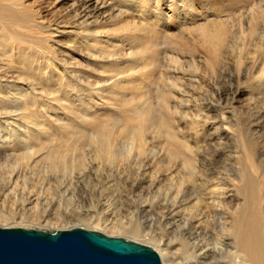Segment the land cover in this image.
<instances>
[{
  "label": "rangeland",
  "instance_id": "1",
  "mask_svg": "<svg viewBox=\"0 0 264 264\" xmlns=\"http://www.w3.org/2000/svg\"><path fill=\"white\" fill-rule=\"evenodd\" d=\"M97 1L99 5H104L101 14L95 15L97 18L93 13L94 6L84 8V0H24L28 10L38 11L37 14L33 13L35 18L32 17V21H27L25 16L5 13L4 24L0 26V211L17 221L1 223L0 227L42 231L80 227L111 237H123L153 248L158 241H163L179 259L186 260V264H194L196 256L201 253H212L218 239L219 242L223 241L224 246L219 248L220 253L210 259L208 264H235L237 259L232 254L234 250L229 242L232 241L234 213L237 204L243 203L239 201L243 197L232 185L238 184L236 174L239 172V175L243 173L248 178L252 177L248 153L256 156L255 159L258 157L255 166L261 167L259 171L263 170L264 173V95L253 87V79L257 75L255 71L264 63V0H233L234 4L226 6L221 13L208 10L217 0ZM135 20L144 27L139 37L141 41L134 39V30L127 29L125 32L119 29L121 25ZM94 25L97 27L94 39L83 40L87 42V46L79 47L76 41L86 37V28ZM147 25L157 33H153V38L148 34ZM113 30H117L119 35ZM127 31L130 34L128 36ZM204 31H207L206 35L203 34ZM219 31L223 32L226 43L221 48L222 58L217 61L213 58L208 36ZM122 32L127 34L124 36ZM147 34V41H144ZM251 56L256 59V68L253 66L252 69L250 66L245 71L243 67L249 65L247 59ZM193 60L197 69L193 67ZM209 63L216 66L213 75L209 73ZM199 80L204 83L198 82ZM125 81L127 87L124 85ZM120 85L124 89H120ZM174 90H178L180 94ZM199 106L210 108L207 116L212 120H218L226 113L231 130L228 135L224 134L220 142L212 141L210 150H203L201 144L199 150L194 148L200 154L201 165L216 155L213 162L216 168L223 175H231L227 182L229 186H221L222 182L219 180L210 182V189L218 185L220 188V191L216 189L210 195H207L210 191L197 185L193 166L195 161L191 160L190 164H186L183 159H173L166 153L168 136L157 125L147 127L144 133L150 144L148 148L154 150L152 156V153H141L136 148L130 150L132 143L134 144L131 137L139 126L135 128L132 123L131 127L127 120L137 113L151 109L155 115L171 120L173 124L182 122L184 125L185 113L192 112V115L197 116L203 113L198 112ZM174 108L178 111L175 112ZM172 115H176V118L171 117ZM94 119L98 123L95 127L91 124ZM172 119L178 121L174 122ZM246 123L253 125L251 134L247 133ZM44 129L47 130L45 136ZM86 135V143L78 141ZM53 136L61 138L62 143L66 141L63 144H68V147L76 146L70 151V157L76 162L83 160L82 166L75 168L77 172L71 167L72 171L62 166L53 167V161L46 155L48 149H42L38 153V141H49ZM89 136L102 139L110 137L109 141L115 142L112 141L121 157L114 164L108 162L103 154L97 153ZM15 138L19 141L12 142ZM30 143L36 146L32 148ZM22 146H25L23 150ZM34 150L36 154L32 153ZM30 154L32 157H29ZM204 166L209 168L207 164ZM150 179H155V182L150 183ZM142 181H145L143 186L136 189L135 184ZM72 182L75 184L70 187L69 183ZM68 187L70 191L65 196L64 192ZM60 190L63 191L60 193ZM30 193L34 198L46 201L43 202L44 211L36 206V202L29 209L22 210V203ZM178 194L182 196H175ZM174 197H189L188 202L170 218L180 224L182 229L180 225L178 229L183 231L170 225L171 228L168 224L161 226V222H158L161 214L167 213L166 209L173 205L172 201L176 200ZM212 200L219 202V206L218 203L214 205ZM100 201L110 203L102 209ZM108 204L113 208L109 209ZM142 205L151 207L147 214L136 211ZM50 206H53L51 215L48 214ZM45 211L46 214L43 213ZM215 212L221 215L215 216ZM79 214L83 215L82 219L89 220V223L94 220V224L99 220H113L115 224L116 220L119 221L124 216L129 223L135 222L132 226H140L137 228L142 235L126 234L116 228L98 229L88 222L58 226L51 223L47 226L46 222L32 223L33 221L28 220H42L44 217L52 222L62 218L73 221L79 219ZM214 217L221 223L225 222L226 226L218 222L211 224L209 219ZM144 219H153L155 223L150 224V228L148 224H144ZM118 221V224L123 223ZM189 226L194 227L193 231ZM185 232L194 234L191 236L186 233V236ZM218 241L216 242L219 243Z\"/></svg>",
  "mask_w": 264,
  "mask_h": 264
},
{
  "label": "bare ground",
  "instance_id": "2",
  "mask_svg": "<svg viewBox=\"0 0 264 264\" xmlns=\"http://www.w3.org/2000/svg\"><path fill=\"white\" fill-rule=\"evenodd\" d=\"M82 1V0H81ZM214 1V0H213ZM218 2H216V3H214L213 5H210L209 7H208V4L206 5V8L208 7V10L209 11H215V12H217V13H221L222 12V9H224L226 6H228V5H230V4H232L233 3V0H217ZM237 1V0H236ZM99 3V1H95V0H84V2H83V6H84V8H86V9H88L90 6H94V16L95 15H99V13L101 14V11H102V9H103V7H104V5L103 6H101V5H99L98 4ZM80 4V3H79ZM234 4V3H233ZM256 4V3H255ZM254 4V5H255ZM238 5V4H237ZM259 6H260V4H259ZM234 7V6H233ZM261 7V6H260ZM201 8V7H200ZM259 8V7H258ZM143 9V8H142ZM205 9V8H204ZM81 10V9H80ZM117 10V9H116ZM138 10V9H137ZM36 12V14H37V12L38 11H33V10H28L27 8H26V6H25V2H24V0H0V26H2L3 24H4V22H3V19H4V17H5V13H8V14H11V13H14V14H17V15H21V16H25L26 17V19H27V21L30 19L31 21H32V19L34 20V16H32L33 15V13H35ZM81 12V11H80ZM122 12V11H121ZM140 12V11H139ZM84 13V12H83ZM88 13V12H87ZM86 14V13H85ZM126 14V13H125ZM141 14V13H140ZM91 15H92V13H91ZM103 15V14H102ZM32 17H34V18H32ZM82 17V16H81ZM84 17V16H83ZM96 18H97V16H95ZM140 19V18H139ZM142 19V18H141ZM112 20V19H111ZM111 20H109V21H111ZM144 20V19H143ZM122 21V20H121ZM149 21V20H148ZM139 21H137L136 22V20L135 21H132L131 23H125L124 25H121L120 26V30L122 31H125V30H127V29H132V30H134V32H136V35H135V38L134 39H139V37L142 35V33H143V31H144V27L143 26H141V24H139L138 23ZM143 22V21H142ZM112 22H110V24H111ZM118 23H119V21H118ZM144 23V22H143ZM147 22H145V24H146ZM149 23H152V22H149ZM116 24V23H115ZM114 24V25H115ZM145 24H144V26H145ZM92 25V24H91ZM152 25V24H151ZM117 26V25H116ZM148 26V34H151V37H150V35H149V37L150 38H153L154 37V35H153V33L155 32V31H153L152 29H151V27L149 26V25H147ZM4 28V27H3ZM117 28V27H116ZM147 28V27H146ZM85 29V28H84ZM86 29H88V31L87 32H85L86 33V37H81L80 38V40H77L76 42H77V45L79 46V47H82V46H87V45H85L87 42H83V40H87L88 38L89 39H91V41L94 39L93 38V34H96L97 33V27L94 25V26H89L88 28H86ZM85 29V30H86ZM119 29H117L118 30V32H119ZM112 30V29H111ZM117 30L115 31V30H113V32L115 31V33H117L118 35H119V33L117 32ZM131 30V31H132ZM121 31H120V33H121ZM131 31H130V33H131ZM81 32H83V31H81ZM111 32V31H110ZM126 32V31H125ZM125 32H122L123 34H124V36H125V34H127V33H125ZM128 32V34H127V36L128 35H130L129 34V31H127ZM142 32V33H141ZM147 32V31H146ZM74 33V32H73ZM206 33H207V31H204L203 32V34L204 35H206ZM74 34H76V33H74ZM148 34L145 36V35H143V36H145V40L144 41H147L146 40V38L148 37ZM155 34V33H154ZM157 34V33H156ZM155 34V35H156ZM79 35V34H78ZM82 35V34H81ZM50 36V35H49ZM112 36V35H111ZM121 36V35H120ZM50 37H52L53 38V36L51 35ZM52 38H50V39H52ZM110 38V37H109ZM118 38V37H117ZM47 40V39H46ZM53 40V39H52ZM76 40V39H75ZM74 40V41H75ZM140 40V39H139ZM225 36H224V34H223V32L222 31H219V32H214L213 34H211V35H209L208 36V44H209V46L212 48L211 50H212V55H213V58L214 59H216L217 61H219L218 59H220V58H222V54H223V49H221L223 46H225ZM90 41V42H91ZM141 41V40H140ZM90 42H88V44H90ZM135 42V41H134ZM149 42V41H148ZM42 43V42H41ZM142 43V42H141ZM45 44V43H44ZM112 44H114V43H112ZM143 44V43H142ZM141 44V45H142ZM115 45V44H114ZM140 45V44H139ZM42 46V45H41ZM45 46H47V45H45ZM46 48V47H45ZM89 48V47H88ZM95 48V47H94ZM115 48V47H114ZM53 49V48H52ZM97 49V48H96ZM103 49V48H102ZM107 49H109V48H107ZM225 49V48H224ZM244 49V48H243ZM54 50V49H53ZM111 50H113V49H111ZM108 51V50H107ZM227 51V50H226ZM240 51H243L242 49L240 50ZM111 52V51H110ZM222 52V53H221ZM248 51L246 50V53H247ZM35 53V52H34ZM112 54H113V52H111ZM226 53V52H225ZM224 53V54H225ZM242 53V52H241ZM245 53V52H244ZM39 54V53H38ZM44 54V53H43ZM103 54H105V53H103ZM103 54H102V56H103ZM111 54V55H112ZM240 54V53H239ZM243 54V53H242ZM241 54V55H242ZM249 54V53H248ZM114 55H116V53L114 54ZM250 55V54H249ZM252 55V54H251ZM113 56V55H112ZM155 56V55H154ZM153 56V57H154ZM225 56V55H224ZM45 57V56H44ZM104 57V56H103ZM111 56H109V58H110ZM194 57V56H193ZM226 57V56H225ZM255 57V56H254ZM35 58V57H34ZM107 58V57H106ZM105 58V59H106ZM192 58V57H191ZM227 58H228V56H227ZM238 58V57H237ZM241 58V57H240ZM242 58H244V57H242ZM256 58H257V56H256ZM36 59V58H35ZM41 59V58H40ZM103 59V58H102ZM105 59H103V60H105ZM108 59V58H107ZM113 59H114V57H113ZM197 59V58H196ZM195 59V60H196ZM110 60H111V58H110ZM109 60V61H110ZM186 60V59H185ZM192 60V59H191ZM195 60H193V61H191L192 62V64H193V67L194 68H196V62H195ZM213 59H211V61H212ZM222 60V59H221ZM262 60V59H261ZM210 61V62H211ZM238 61V60H237ZM245 61V60H244ZM247 61L248 62H250V63H248L249 65H247V66H242L244 69H245V71L246 70H248L249 68H250V66H252V69H254L253 68V66H255V63H256V59L255 58H253L252 56L250 57V58H248L247 59ZM176 62V61H175ZM190 62V63H191ZM226 62V61H225ZM241 62H242V60H241ZM179 63V62H178ZM198 63V62H197ZM53 64V63H52ZM206 64V63H205ZM206 65H208V64H206ZM215 66V65H214ZM214 66L212 65V64H210L209 63V70H210V72L209 73H211L212 75L213 74H215V69H214ZM241 67V68H242ZM258 67V66H257ZM53 68H54V65H53ZM199 68H201V67H199ZM215 68H216V66H215ZM255 68H256V66H255ZM197 69V68H196ZM176 70V69H175ZM194 70V69H193ZM170 71V70H169ZM198 71V70H197ZM207 71H208V69H207ZM253 71V70H252ZM256 72V74L257 75H255L256 76V78L255 79H253L254 80V85H253V87L255 86V89H256V91L258 92V93H261L262 95H264V63L263 64H261L258 68H257V70L255 71ZM251 73V72H250ZM194 74H196V73H194ZM206 75V74H205ZM204 75V76H205ZM254 75V74H253ZM122 76V75H121ZM128 77H129V75H127ZM126 76V77H127ZM199 76V75H198ZM203 76V77H204ZM242 76V75H241ZM241 76H239V77H241ZM116 77V76H115ZM122 77H124V76H122ZM195 77H197L196 75H195ZM183 78V77H182ZM208 78H209V76H208ZM118 79V78H117ZM116 79V80H117ZM125 79V78H124ZM194 79V78H193ZM192 79V80H193ZM203 79V78H202ZM242 79V78H241ZM115 80V81H116ZM119 80V79H118ZM248 80V79H247ZM251 80V79H250ZM115 81H113L114 83H115ZM202 81V80H201ZM200 80L198 81V82H201ZM110 82V81H109ZM123 82V81H122ZM161 82H162V79H161ZM235 82V81H234ZM141 83V82H140ZM197 83V82H196ZM201 83H204V82H201ZM230 83V82H229ZM116 84V83H115ZM143 84V83H142ZM212 84V83H211ZM240 84V83H239ZM123 85V84H122ZM126 87H127V83H126V81H125V84H124ZM123 85V86H124ZM140 85V84H139ZM202 85V84H201ZM222 85V84H221ZM242 85V84H241ZM247 85V84H246ZM109 86V85H108ZM130 86H131V84H130ZM138 86V85H137ZM199 86V85H198ZM178 87V86H177ZM201 87V86H200ZM211 87V86H210ZM218 87V86H217ZM233 87V86H232ZM244 87V86H243ZM121 88H123V87H121V85H120V89ZM140 88H141V85H140ZM139 88V89H140ZM173 88V87H172ZM171 88V89H172ZM213 88V87H212ZM124 89V88H123ZM122 89V90H123ZM211 89V88H210ZM233 89V88H232ZM141 90V89H140ZM238 90V89H237ZM178 91V90H177ZM177 91H175L174 90V92H176V93H179V92H177ZM217 92V91H216ZM223 93H224V91H223ZM114 94V93H113ZM180 94V93H179ZM210 94V93H209ZM117 95V94H116ZM186 95V94H185ZM228 95V94H227ZM113 96V95H112ZM210 96V95H209ZM229 96V95H228ZM228 96H226V97H228ZM175 97V96H174ZM182 97H184V96H182ZM229 98V97H228ZM214 99V98H213ZM176 100H178V98L176 99ZM176 100H174V101H176ZM187 100V99H186ZM185 100V101H186ZM189 100V99H188ZM219 100H221L220 99V97H219ZM229 100V99H228ZM180 101V100H179ZM259 101V100H258ZM165 102V101H164ZM169 102V101H168ZM178 102V101H177ZM181 102H183V101H181ZM187 102V101H186ZM192 102V101H191ZM214 102V101H213ZM169 103H171V101L169 102ZM185 103V102H184ZM183 103V104H184ZM175 104V103H174ZM190 104V103H189ZM217 104V103H216ZM179 105V104H178ZM181 105V104H180ZM179 105V106H180ZM186 105V104H185ZM211 106H213V104H210ZM178 106V107H179ZM187 106H188V103H187ZM193 106V105H192ZM214 106H215V104H214ZM228 106V105H227ZM164 107V106H163ZM171 107H172V105H171ZM174 107V106H173ZM172 107V108H173ZM184 107V106H183ZM190 107V106H189ZM225 107V106H224ZM176 108V107H175ZM174 108V109H175ZM197 108V107H196ZM173 109V110H174ZM180 109V108H179ZM190 109V108H189ZM183 110H184V108H183ZM197 110H198V112L200 111V112H203L201 115H199V116H197V115H192L191 113H185V116H184V118H183V121H184V119H185V123H184V125H182V122H176V124L174 125L173 124V122H171V120L170 121H168V120H166V119H164V118H161L160 116H158V115H155L153 112H152V110L151 109H147V110H145V111H143V112H140V113H137L136 114V116L135 117H132V118H130V119H128L127 120V122L130 124V126H131V124L133 125V127L135 126V128H136V126L138 127L139 126V128H137V129H135V131L136 132H134L133 133V137H131V138H133V140H134V144L132 143V146H131V148L132 149H130V150H133V148H136V149H138L141 153H148L149 152V154H151V156L153 155V149H151V147L150 148H148V146L150 145V144H148V142H147V140L145 139V137H144V133H145V130L146 129H148L147 127H149V126H153V125H157L158 126V128H159V130L160 131H162V132H165L164 134H167V139H166V153H168L169 154V156L171 157V158H173V159H183V162L184 163H188V164H190L191 163V160H193V161H195V163H194V170H195V175H196V181H197V185L199 186V187H201L203 190H208V191H210L209 192V194H207V195H210V194H213V193H215L214 191L216 190V189H218L217 191H220V188H219V185H218V187H214V189H210L208 186V184L210 183V182H214V180L216 181V180H219V181H221L222 182V184H221V186H229V184L227 183L228 182V180L230 179V177H231V175L230 174H228V175H223V173H221L220 172V170L218 169V168H216V164L215 163H213V162H215V159L214 158H216L215 156L216 155H214V156H212L211 157V160L210 161H205V162H203V163H205V164H202L201 165V163H200V154H197V152L196 151H194V148H199V145L201 144L202 145V149L203 150H207V149H209L210 150V144L212 143V141H214V140H217V141H221L223 138H224V134H226V135H228L230 132H229V118L228 117H226V113L224 114L223 113V115H222V117H218L219 119L218 120H212L211 118H209V115L207 116V113L209 112V110H210V108L209 107H206V106H199L198 108H197ZM196 110V111H197ZM221 110V109H220ZM178 111V110H177ZM176 111V109H175V112H177ZM192 111V110H191ZM174 111L172 112V113H175ZM183 112V111H182ZM187 112V111H186ZM188 112H189V110H188ZM220 112V111H219ZM264 112V111H263ZM179 113H180V111H179ZM197 113V112H196ZM196 113H194V114H196ZM181 114V113H180ZM198 114V113H197ZM177 115V114H176ZM176 115H172L171 117H175ZM169 116V115H168ZM167 116V117H168ZM178 116V115H177ZM181 117V116H180ZM179 117V118H180ZM176 118V117H175ZM178 118V119H179ZM182 118V117H181ZM169 119V118H168ZM171 119V118H170ZM188 119V120H187ZM231 120V119H230ZM172 121H174L173 119H172ZM175 121H178V120H175ZM174 121V122H175ZM249 123V122H248ZM85 124V123H84ZM88 124V123H87ZM91 124H92V126L93 127H95V126H97V120L96 119H94V120H92V122H91ZM135 124H138V125H135ZM247 124V123H246ZM248 125V131H247V133L248 134H251V132H252V123L251 124H247ZM252 125V126H251ZM29 126V125H28ZM132 127V126H131ZM77 128V127H76ZM150 128V127H149ZM246 128V127H245ZM19 129V128H18ZM22 129V128H21ZM78 129V128H77ZM91 129H92V127H91ZM28 130V129H27ZM35 130V129H34ZM84 130V129H83ZM21 131H23V130H21ZM99 131H101V130H99ZM231 131V130H230ZM38 132V131H37ZM44 133V136L46 135V133H47V130L46 129H44V131H43ZM84 132V131H83ZM161 132V133H162ZM256 132H258V131H256ZM75 134H76V132H74ZM26 134V133H25ZM78 134V133H77ZM102 134V133H101ZM108 134V133H107ZM153 134V133H152ZM155 134V133H154ZM27 135V134H26ZM106 135V134H105ZM109 135H111V133H109ZM130 135V134H129ZM129 135H128V138H129ZM80 136V135H79ZM78 136V137H79ZM108 136V135H107ZM114 136H115V134H114ZM114 136H113V138H114ZM28 137V136H27ZM90 137V136H89ZM88 137H87V135L86 136H84V137H80L79 138V142H84V143H86L85 141H87L86 139H87ZM91 138V139H90ZM89 138V140L91 141V144L92 143H94L95 144V147H96V149H97V153L99 152V153H101V154H103L106 158H107V161L109 162H111V163H113L114 164V162L118 159V158H120L121 156H120V154H118V151H116L115 150V146L113 145V143H112V141H109V138L110 137H104L103 139L102 138H100V137H95V136H92V137H90ZM124 138H126V136L124 137ZM59 137L58 138H54V136H53V139H50L49 141H47V140H42V141H38V143H37V147H39L38 149H40V150H38L37 149V151H38V153L40 152H42L43 150L42 149H45V150H47L48 149V151H47V153H46V155H47V158L48 159H50V160H52L53 161V167H59V166H62V167H64V168H73V169H77V168H80L81 166H82V164H81V162L83 161V160H80V161H73V158H71L70 157V151H72V148H76V146L74 145V147L72 146L71 147V145L68 147L67 145H64V144H66L67 142L65 141V143L63 144L61 141V138L59 139ZM68 140H69V138H67ZM66 139V140H67ZM73 139V138H72ZM130 139V138H129ZM25 140V139H24ZM61 140V141H60ZM67 140V141H68ZM115 140H116V138H115ZM17 141H19L18 140V138H15V139H13V141L12 142H17ZM29 141H30V139H29ZM154 141V140H153ZM156 141V140H155ZM114 142V141H113ZM152 142V141H151ZM75 143V142H74ZM115 143V142H114ZM154 143V142H153ZM244 143V142H243ZM17 144H20V143H17ZM29 144V143H28ZM248 144V143H247ZM20 145H22V144H20ZM154 145H157V144H155L154 143ZM18 146V145H17ZM30 146H32V148L34 147V146H36V145H34L33 143L31 144L30 143ZM29 146V147H30ZM78 146V145H77ZM89 146V145H88ZM93 146V145H92ZM164 147V148H165ZM25 148V146L23 147H21V150H23ZM84 147H82V149H83ZM153 148H155V146H153ZM163 148V150L165 151V149ZM216 148V147H215ZM11 149V148H10ZM95 149V148H94ZM160 149V148H159ZM33 150V149H32ZM36 150V149H35ZM35 150L34 151H32V153L33 152H35ZM199 150V149H198ZM16 151H17V148H16ZM27 151V150H26ZM30 151V150H29ZM162 153L164 152V151H162V150H160ZM14 151H13V149H12V153H13ZM92 152V151H91ZM96 152V151H95ZM94 152V153H95ZM137 152V151H136ZM218 152V151H217ZM216 152V153H217ZM26 153V152H25ZM125 153H126V151H125ZM130 153V152H129ZM165 153V152H164ZM33 154H36V152L35 153H33ZM128 154V153H127ZM167 154V155H168ZM213 154V153H212ZM12 155V154H11ZM29 155V154H28ZM251 154H249L248 153V159H249V162L251 163L250 164V169H251V175H252V177H246L245 175H242V174H240L239 175V173H238V175L236 174V178L238 179V184L236 183V184H234V185H232L237 191H239L240 193V195H241V198L242 199H240L239 201H242L243 203H239V204H237V209H236V211H235V213H234V215H235V220H234V224H233V226H232V228H233V235H232V238H231V240L232 241H230L229 243H230V245H232L231 246V249L232 250H234V252L232 253V254H234L235 255V259H237L236 260V262H235V264H264V173H263V170H261V171H259L260 170V168L261 167H257L256 168V166H255V160L258 158H256L255 159V157L256 156H250ZM33 156H35V155H33ZM120 156V157H119ZM147 156H149V155H147ZM157 156V155H156ZM29 157H32L31 156V154H30V156ZM139 157H141V156H139ZM155 157L153 156V159H154ZM209 158V157H208ZM84 159V158H83ZM150 159V158H149ZM152 159V158H151ZM31 160V159H30ZM154 160H156V159H154ZM163 160V159H162ZM79 162V163H78ZM154 162V161H153ZM78 163V164H77ZM83 163V162H82ZM146 163V162H145ZM208 165V169H206L205 168V166L204 165ZM143 166V165H142ZM191 167V166H190ZM69 169V170H71L72 171V169ZM174 168V167H173ZM74 170V171H76L77 172V170ZM67 170V169H66ZM80 170V169H79ZM78 170V171H79ZM170 170H172V169H170ZM89 171H91V170H89ZM17 172V171H16ZM80 172V171H79ZM145 172V171H144ZM192 172H193V170H192ZM19 173V172H18ZM21 173V172H20ZM81 173V172H80ZM80 173H78V174H80ZM169 173V172H168ZM233 173H235V172H233ZM153 174V173H152ZM193 174H194V172H193ZM16 175V174H15ZM15 175H13V176H15ZM139 175V174H138ZM16 176H20L19 174H17ZM74 176V175H73ZM73 176H71L72 178H73ZM81 176L82 175H80L79 177L81 178ZM24 177V176H23ZM145 177H146V175H145ZM194 177V176H193ZM235 177V176H234ZM12 179H13V177H11ZM78 178V177H77ZM83 178V177H82ZM153 178V177H152ZM209 178V179H208ZM108 179H109V177H108ZM156 179V178H155ZM155 179H150L151 181H150V183H154L155 182ZM171 179V178H170ZM195 179V178H194ZM19 180V179H18ZM51 180V179H50ZM78 180V179H77ZM76 180V181H77ZM80 180V179H79ZM12 181V180H11ZM16 181H17V179H16ZM54 181V180H53ZM74 182H75V178H74V180H73ZM82 181V180H81ZM193 181H195V180H193ZM52 182V180L50 181V183ZM69 182V181H68ZM10 183H12V182H10ZM9 183V184H10ZM48 183V182H47ZM76 183V182H75ZM75 183H69V186L70 187H72L73 186V184H75ZM145 183V181H142V182H137L135 185H136V189H139V188H141L142 186H143V184ZM159 184V183H158ZM189 184H191V183H189ZM49 185V184H48ZM52 185H53V182H52ZM59 185V184H58ZM64 186V185H63ZM156 186V185H155ZM192 186H193V184H192ZM191 186V187H192ZM194 186H195V183H194ZM193 186V187H194ZM61 187V186H60ZM181 187V186H180ZM192 187V189H194ZM196 187V186H195ZM62 188V187H61ZM65 188V187H64ZM154 188V187H153ZM188 188V187H187ZM224 188V187H223ZM59 189V188H58ZM70 188L68 187L67 189H66V191L64 192V195L66 196L67 195V193H69V190ZM151 189V188H150ZM226 190H227V188H226ZM61 191H63V190H60V193H61ZM134 191V190H133ZM179 191H181V189L179 190ZM216 191V192H217ZM236 191V192H237ZM59 192V191H58ZM177 192H178V190H177ZM223 192V191H222ZM184 193H186V191L184 192ZM206 193H208V192H206ZM33 194V193H32ZM24 195V194H23ZM188 195H190V194H188ZM28 197L23 201V203H22V210H27V208L30 206V205H32L33 203H35L36 202V206L39 208V206H40V208H41V210H45V206L43 205V202L45 201H43L42 202V200H39L38 198H34V196L33 195H31V193L29 194V195H27ZM38 196V195H37ZM40 196V195H39ZM134 196V195H133ZM175 196H179V198L182 196V194H181V196H180V194H178V195H175ZM222 196H224V193L222 194ZM135 197V196H134ZM190 197V196H189ZM189 197H183L182 199H176L175 197H174V199H176V200H174V201H172V203H173V205L171 206V207H169V208H167L166 209V212L167 213H163V214H161V217H160V219H159V221L158 222H161V226H162V224L164 225V226H166V224H168L169 226L171 225L173 228H175L176 230L179 228V225L180 224H176V222L173 220V219H170L171 218V216L173 217V216H175V214H176V211H177V209H179L181 206H183L185 203H187L188 201V198ZM210 197V196H209ZM204 198V197H203ZM202 198V199H203ZM194 200V199H193ZM196 200V199H195ZM206 200V199H205ZM214 200V199H213ZM213 200H212V202H213ZM104 201V200H103ZM103 201H100L101 202V206H100V208H102V209H105L106 207H107V203L109 202H103ZM148 202V201H147ZM45 203H46V201H45ZM44 203V204H45ZM110 203V202H109ZM144 203V202H143ZM149 203V202H148ZM200 203V202H199ZM213 203H215L214 205H216L217 203V206H219V202H213ZM49 204V203H48ZM51 204V203H50ZM49 204V205H50ZM100 204V203H99ZM145 204V203H144ZM212 204V203H211ZM210 204V205H211ZM48 205V206H49ZM148 205V204H147ZM147 205H145V206H139L138 207V209H136V211H138L140 214H147L148 212H149V210H150V206H147ZM201 205V204H200ZM201 206H203V205H201ZM47 207V206H46ZM49 208V212L47 211V208H46V211L48 212V214H52L51 212L53 211V206H50V207H48ZM108 208L109 209H111V208H113V206L111 205V204H108ZM29 209V208H28ZM32 209V208H31ZM209 209V208H208ZM82 210H83V208H82ZM81 210V211H82ZM29 211V210H28ZM43 212L44 214H46L47 212ZM136 211H135V213H136ZM165 211V210H164ZM3 212V211H2ZM1 211H0V224L1 223H9V222H15V220L17 221V219L16 218H11V217H9V216H6L5 215V213L3 214ZM32 212V211H31ZM38 212V211H37ZM137 212V213H138ZM80 213H82V212H80ZM200 213H202V212H200ZM47 214V215H48ZM113 214V213H112ZM205 214V213H204ZM19 215V214H18ZM47 215H46V217H47ZM80 215V214H79ZM138 215V214H137ZM203 215V214H202ZM216 215H221L219 212H215V216ZM83 216V215H82ZM82 216L80 215L79 216V219H73V221H70V220H68V219H66V218H62V219H55V222H52V221H50V219H46V218H42V220H33L32 218L31 219H28V220H30V221H33L32 223H35V221H37L36 223H38V221L40 222V223H42V222H46L45 224H47V226L49 225V224H51V223H53V224H55V225H61V224H72V223H74V222H76L77 224L78 223H82V224H86L89 220H85V219H82ZM119 216H121V215H119ZM118 216V217H119ZM134 216V215H133ZM138 216H140V215H138ZM137 216V217H138ZM205 216V215H204ZM13 217V216H12ZM38 217V216H37ZM135 217H136V215H135ZM86 218V217H85ZM121 218V217H120ZM210 218H213V217H210ZM217 218V217H216ZM134 219V218H133ZM22 220V219H21ZM53 220V219H52ZM109 220V219H108ZM139 220H140V218H139ZM138 220V221H139ZM171 220L173 221V222H171ZM199 220H202V219H199ZM210 220V223L212 224L213 222L214 223H216V222H218L220 225H223V226H226L225 225V222H223V223H221V221H219V219H215V217H214V219H209ZM213 220V221H212ZM115 221V220H114ZM117 221L118 220H116L115 222L117 223ZM123 222V223H120V224H114L113 223V220L112 221H105V220H99V221H97V223L96 224H94V220L92 221L91 220V222L89 223L90 225H92V224H94V226H95V228H102V229H108V228H116V229H118V230H122L124 233H128V234H133V235H136V236H141L142 235V233H141V230L139 229V228H137V227H140V226H138V224H137V226H136V224H135V226L136 227H134V226H132V224H134L135 222H131L130 221V223H129V221L126 219V218H124V216H123V219H119V221L118 222ZM144 224H148L147 226H150V224L152 225L153 223H155V222H153L154 220L153 219H151V220H145L144 219ZM110 222H112L113 224H111ZM205 222V221H204ZM233 223V222H232ZM159 224V223H158ZM54 225V226H55ZM89 225V226H90ZM140 225V224H139ZM189 225V224H188ZM188 225H187V228H188ZM190 225H192V226H194V223H191ZM210 225V224H209ZM219 225V226H220ZM2 226H4V225H2ZM51 226V225H50ZM170 226V227H171ZM181 226V225H180ZM75 227V226H74ZM143 227V226H142ZM171 227V228H172ZM190 227V226H189ZM196 227H198V226H196V223H195V229H197ZM230 227V226H229ZM4 228V227H3ZM58 228V227H57ZM57 228H55V229H57ZM149 228V227H148ZM147 228V229H148ZM150 228H151V226H150ZM185 228H186V226H185ZM191 228V227H190ZM192 228H194V227H192ZM192 228L190 229L191 231H193L192 230ZM227 228V227H226ZM225 228V229H226ZM144 229H146V228H144ZM180 229V228H179ZM178 229V230H179ZM181 229H182V226H181ZM184 229V228H183ZM195 229H194V231H195ZM224 229V228H223ZM53 230V229H52ZM189 230V231H190ZM51 231V230H50ZM55 231V230H54ZM179 231H183V230H179ZM187 231V230H186ZM197 231V230H196ZM199 231V230H198ZM188 232V231H187ZM187 232H185V235H186V233ZM202 234H203V232L202 231H200ZM200 232H198V234L200 233ZM184 233V232H183ZM182 233V234H183ZM193 233V232H192ZM191 233V234H192ZM187 234H189V235H191L190 233H187ZM194 234V233H193ZM196 234V236L198 235L197 233H195ZM205 235V234H204ZM187 236V235H186ZM192 236V235H191ZM206 236H207V232H206ZM183 237V236H182ZM194 237V236H193ZM195 238H197V237H195ZM183 239V238H182ZM188 239V238H187ZM186 239V240H187ZM194 239V238H193ZM214 239V238H213ZM216 241H218V239L216 240ZM215 241V245H214V247H213V249H212V253H210V252H205V253H201V254H199V255H197L196 256V258H195V262H194V264H208V261L210 260V259H214V257L216 256V254L217 253H220V249L219 248H222L223 246H224V244H223V241H221V242H219V243H217ZM228 243V244H229ZM217 245V246H216ZM207 247H209L208 246V244H207ZM154 248L156 249V251L159 253V255H160V257H161V260H162V262H163V264H186V260L185 261H183L182 259H179L175 254H173V252L171 251V248L170 247H168L163 241L161 242V241H158L157 242V244L154 246ZM196 248V247H195ZM199 248V247H198ZM225 249V248H224ZM224 249H223V251H224ZM200 250L201 251H203V248H200ZM222 253V252H221ZM188 263V262H187ZM210 264V263H209Z\"/></svg>",
  "mask_w": 264,
  "mask_h": 264
},
{
  "label": "water",
  "instance_id": "3",
  "mask_svg": "<svg viewBox=\"0 0 264 264\" xmlns=\"http://www.w3.org/2000/svg\"><path fill=\"white\" fill-rule=\"evenodd\" d=\"M0 264H163L151 246L76 227H0Z\"/></svg>",
  "mask_w": 264,
  "mask_h": 264
}]
</instances>
